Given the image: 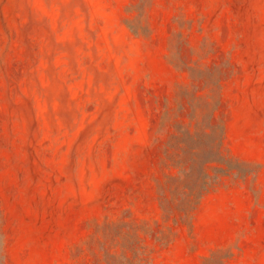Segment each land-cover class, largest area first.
I'll return each instance as SVG.
<instances>
[{
    "label": "rangeland",
    "instance_id": "rangeland-1",
    "mask_svg": "<svg viewBox=\"0 0 264 264\" xmlns=\"http://www.w3.org/2000/svg\"><path fill=\"white\" fill-rule=\"evenodd\" d=\"M208 101L254 171L167 221L171 137ZM130 222L144 264H264V0H0V264H109Z\"/></svg>",
    "mask_w": 264,
    "mask_h": 264
},
{
    "label": "trees",
    "instance_id": "trees-1",
    "mask_svg": "<svg viewBox=\"0 0 264 264\" xmlns=\"http://www.w3.org/2000/svg\"><path fill=\"white\" fill-rule=\"evenodd\" d=\"M138 32L145 33L144 27H134ZM198 69L191 67L193 75ZM216 84V83H214ZM217 106L208 101L195 103L191 123H177L176 132L172 135L167 149L172 165L178 169L177 174L167 175V180L160 183V202L164 219L178 223L180 219L192 225L193 213L203 196L229 173L247 175L254 169H241L240 162L225 147L226 125L216 119ZM196 114H202L201 116ZM197 116V117H196ZM242 163V162H240ZM250 164L249 162H244ZM117 230L122 254H111V261L122 259L120 264H144L148 259V251L142 234L150 235L155 229L147 223L138 225L134 222L109 224ZM128 226V230H124ZM173 230H161L157 239L167 242ZM117 238V237H116ZM124 262V263H123Z\"/></svg>",
    "mask_w": 264,
    "mask_h": 264
}]
</instances>
